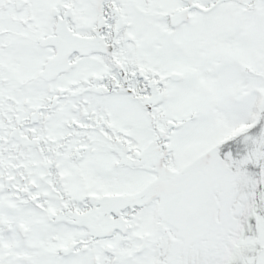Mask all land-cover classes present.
<instances>
[{
	"label": "snow or ice",
	"instance_id": "6c2138e0",
	"mask_svg": "<svg viewBox=\"0 0 264 264\" xmlns=\"http://www.w3.org/2000/svg\"><path fill=\"white\" fill-rule=\"evenodd\" d=\"M0 264H264V0H0Z\"/></svg>",
	"mask_w": 264,
	"mask_h": 264
}]
</instances>
